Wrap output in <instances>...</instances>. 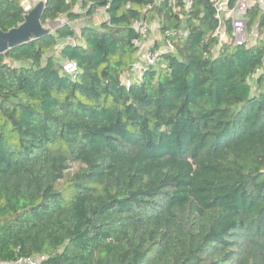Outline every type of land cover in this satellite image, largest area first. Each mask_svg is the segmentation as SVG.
I'll return each mask as SVG.
<instances>
[{
  "label": "trees",
  "instance_id": "obj_1",
  "mask_svg": "<svg viewBox=\"0 0 264 264\" xmlns=\"http://www.w3.org/2000/svg\"><path fill=\"white\" fill-rule=\"evenodd\" d=\"M191 1L46 0L41 24L64 20L0 53V259L264 264V8L234 45ZM24 2L0 0V31ZM141 20L160 55L136 73Z\"/></svg>",
  "mask_w": 264,
  "mask_h": 264
},
{
  "label": "built area",
  "instance_id": "obj_2",
  "mask_svg": "<svg viewBox=\"0 0 264 264\" xmlns=\"http://www.w3.org/2000/svg\"><path fill=\"white\" fill-rule=\"evenodd\" d=\"M42 1L45 4L46 0ZM215 9L216 17L220 21L219 29L216 34L219 36L220 41L225 42L228 40L225 34V26L223 24L224 20H229L231 25V38L230 41L234 45H242L247 42L252 43V41L258 35V32L253 28L251 30L247 27L246 14L250 8L254 5H259L264 8V0H235L232 5H229V0H211ZM35 2V3H36ZM185 8L188 9L191 5V0H184ZM34 6V0H27L23 3V14L26 15L30 9ZM151 6H148V8ZM134 27L137 31L144 35L146 40L144 42H136L140 46V56H142L144 62L139 64L135 63L132 66L137 73H142L149 66H154L159 61L160 50L154 47L148 46L147 41V30H150V26L145 20L135 21ZM185 31H179L178 35H185ZM264 36V30H263ZM66 40L74 41L71 36H67ZM167 46H170V42L167 40ZM171 47V46H170ZM65 72L71 75L72 78L75 77L77 64L75 61H66L63 65ZM252 76V75H251ZM47 260L46 254L38 255H27V256H17L13 259H0V264H45Z\"/></svg>",
  "mask_w": 264,
  "mask_h": 264
},
{
  "label": "water",
  "instance_id": "obj_3",
  "mask_svg": "<svg viewBox=\"0 0 264 264\" xmlns=\"http://www.w3.org/2000/svg\"><path fill=\"white\" fill-rule=\"evenodd\" d=\"M43 8V2L38 1L30 11L24 15L22 23L6 32L0 31V53L6 54L8 49L49 32V27H44L40 22Z\"/></svg>",
  "mask_w": 264,
  "mask_h": 264
},
{
  "label": "rangeland",
  "instance_id": "obj_4",
  "mask_svg": "<svg viewBox=\"0 0 264 264\" xmlns=\"http://www.w3.org/2000/svg\"><path fill=\"white\" fill-rule=\"evenodd\" d=\"M25 1H27V0H25ZM36 1L37 0H34V5L37 3ZM95 17L97 18V17H99V15H96ZM95 17H94V19H95ZM94 19H93V21H94ZM63 20H64V16L61 15L55 21L50 22L49 27L50 28H53L55 25L61 23ZM149 26H150V31L148 33V37H147V41H146V44L148 46H150L151 44H153V41H155V40L158 41V42H161V36L159 35L158 32H156V23L155 22H150V25Z\"/></svg>",
  "mask_w": 264,
  "mask_h": 264
},
{
  "label": "crops",
  "instance_id": "obj_5",
  "mask_svg": "<svg viewBox=\"0 0 264 264\" xmlns=\"http://www.w3.org/2000/svg\"><path fill=\"white\" fill-rule=\"evenodd\" d=\"M99 15V17H95V19H94V23H99L103 18H104V14H102V13H100V14H98ZM139 54H140V52H139ZM144 62V60H143V58H142V56H138L137 57V59H136V63H139V64H141V63H143ZM131 79H135V78H138V75H136V74H132L131 75V77H130ZM137 80V79H136Z\"/></svg>",
  "mask_w": 264,
  "mask_h": 264
}]
</instances>
